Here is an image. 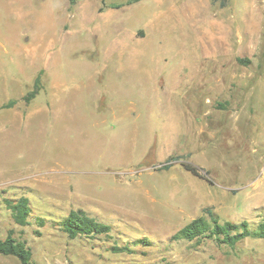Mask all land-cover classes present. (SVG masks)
<instances>
[{
  "label": "rangeland",
  "instance_id": "obj_1",
  "mask_svg": "<svg viewBox=\"0 0 264 264\" xmlns=\"http://www.w3.org/2000/svg\"><path fill=\"white\" fill-rule=\"evenodd\" d=\"M22 197L45 227L14 222ZM207 209L264 219V0H0V240L36 264H264V239H172ZM78 210L111 233L70 239Z\"/></svg>",
  "mask_w": 264,
  "mask_h": 264
},
{
  "label": "trees",
  "instance_id": "obj_2",
  "mask_svg": "<svg viewBox=\"0 0 264 264\" xmlns=\"http://www.w3.org/2000/svg\"><path fill=\"white\" fill-rule=\"evenodd\" d=\"M77 1L78 0H71V4L75 5ZM129 4H131V2H129ZM238 61L243 64L248 62L243 59H238ZM40 90L41 82L40 78H38L35 82L34 89L24 97V101L31 102L37 97ZM12 105H14V102H11L4 108ZM176 164L181 165L186 172L193 176L212 184L209 173L204 172L203 169L192 163L186 162L184 156H172L168 158L161 169L170 170ZM6 204L17 225H34L39 228L46 226L47 222L44 218L34 215L27 198L22 197L15 200L7 199ZM204 212L207 217L200 216L192 220L179 230L172 239L189 242H201L205 239H209L218 244L227 246H235L239 242L249 238L264 239V219L255 228H252L250 222L246 220L241 221L240 223L231 221L222 222L211 209H207ZM60 230L66 233L70 239L75 240L78 238H92L109 235L112 231V227L91 218L85 213V211L78 210L71 211L69 215L60 222ZM0 255L15 257L21 262V264H36L33 261V253L31 249L27 247L26 243L14 238L12 232H10L4 240H0Z\"/></svg>",
  "mask_w": 264,
  "mask_h": 264
}]
</instances>
